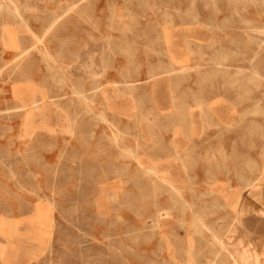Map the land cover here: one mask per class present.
Masks as SVG:
<instances>
[{
    "label": "rangeland",
    "instance_id": "374dc122",
    "mask_svg": "<svg viewBox=\"0 0 264 264\" xmlns=\"http://www.w3.org/2000/svg\"><path fill=\"white\" fill-rule=\"evenodd\" d=\"M8 1L0 264H230L209 231L193 228L196 213L240 249V264H258L231 226L238 197L264 176V55L253 75L264 0ZM160 80L194 86L221 117L168 118ZM31 92L42 98L44 127L39 116L27 127L18 108ZM153 162L180 191L145 172Z\"/></svg>",
    "mask_w": 264,
    "mask_h": 264
},
{
    "label": "crops",
    "instance_id": "0c3cea01",
    "mask_svg": "<svg viewBox=\"0 0 264 264\" xmlns=\"http://www.w3.org/2000/svg\"><path fill=\"white\" fill-rule=\"evenodd\" d=\"M259 44L256 52L258 56V61L256 62L253 75H259L257 70L262 64L261 56L264 55V38L262 34L259 35ZM262 37V38H261ZM254 39V38H253ZM261 40V41H260ZM262 43V46L260 44ZM184 67V66H183ZM185 70L186 68H183ZM195 83H197L195 81ZM237 80H230L231 86H237ZM158 86L167 85L170 89L162 91L159 96H167V107L166 116L168 118H201L205 119L207 117L216 118L221 117L217 115L216 111L213 109L217 104L214 101H209L203 106L200 104V94L199 92H194V86H190L182 82V84H177L175 80H167L166 82L160 80L157 84ZM217 86V85H216ZM104 99L108 101H113V96L107 94L104 89L101 90ZM165 93V95H163ZM167 93V94H166ZM194 99V100H193ZM195 102V103H194ZM197 103V104H196ZM203 103V102H202ZM214 103V104H213ZM218 103V102H217ZM212 108V109H211ZM165 109V108H162ZM210 109V110H209ZM203 110V112H202ZM208 110V111H206ZM225 111H231L228 106H226ZM213 112V113H212ZM209 113V114H207ZM129 150L135 151L133 148H128ZM126 151V148H125ZM135 158L137 157L136 152ZM146 167L151 166L157 171H160L156 166V162L150 165H145ZM163 172V171H162ZM166 174L165 172H163ZM170 180L174 183L175 180L170 175L166 174ZM264 176L262 177V185L252 187L250 189L244 190L240 197H238L237 207L234 211L235 223L232 224L234 230V239H241L240 245L246 247L250 252L252 251L256 254L258 259V264H264V256H260V253L264 248ZM242 233V234H241ZM248 242V243H247ZM247 244V245H246Z\"/></svg>",
    "mask_w": 264,
    "mask_h": 264
},
{
    "label": "bare ground",
    "instance_id": "6f19581e",
    "mask_svg": "<svg viewBox=\"0 0 264 264\" xmlns=\"http://www.w3.org/2000/svg\"><path fill=\"white\" fill-rule=\"evenodd\" d=\"M9 1H12V0H9ZM8 1V2H9ZM256 1V0H255ZM10 3V2H9ZM243 3V2H242ZM261 3V2H260ZM259 3V4H260ZM262 5H264L263 3H261ZM242 5V4H241ZM131 6V5H130ZM243 6V5H242ZM246 6V5H245ZM263 9V8H262ZM19 11L20 10H18V7L17 6H14L13 7V9H12V13L13 14H17V16L19 15ZM63 11V10H62ZM56 13V12H55ZM131 13V12H130ZM66 14V13H65ZM61 15V14H60ZM63 15V14H62ZM19 17V16H18ZM61 17V16H60ZM115 17V16H114ZM62 18V17H61ZM28 19V18H27ZM20 20V19H19ZM52 20V19H51ZM118 20V19H117ZM55 22V21H54ZM110 22V21H109ZM114 22H116V20L114 21ZM53 23V22H52ZM21 25H24V27L25 28H27L28 30H29V32H30V29H29V27L27 26L28 24H26V21H25V19H21ZM134 26H135V24H133ZM137 26V25H136ZM144 26V25H143ZM2 28V27H1ZM47 28V27H46ZM256 29H258V28H256ZM27 30V31H28ZM47 30V29H46ZM129 30V29H128ZM45 31V30H44ZM48 31V30H47ZM31 33H32V31H31ZM260 33L262 34V36H263V38H264V26L260 29ZM44 34V33H43ZM139 34H140V32H139ZM34 39H35V37H33ZM262 38V37H261ZM0 39H2L3 41H4V43L6 44V45H10V44H12V42H13V40H14V38H13V34H12V32H11V30H10V28L9 27H3L2 28V30H1V38ZM37 39H39V38H37ZM42 39V38H41ZM36 41H38V40H36ZM261 41V40H260ZM19 42V41H18ZM19 44V43H18ZM33 44V43H32ZM37 44V43H36ZM134 45V44H133ZM260 46H262V43L260 44ZM19 47V46H18ZM34 47V46H33ZM33 47H31V48H33ZM114 47V46H113ZM121 49V48H120ZM254 49V48H253ZM18 50H20V48L18 49ZM30 49L29 48H24L23 49V52H27V53H29L28 51H29ZM195 50V49H194ZM22 51V50H21ZM43 51H44V49H43ZM16 52V51H15ZM42 52V51H41ZM19 53V52H18ZM27 53H26V55H27ZM25 54V53H24ZM43 54H45V56H48V57H50L49 56V53L47 52V51H45V52H43ZM25 56V55H24ZM58 57V56H57ZM113 57V56H112ZM230 58V57H229ZM43 59V58H42ZM46 59V58H45ZM226 59H227V57H226ZM54 63H55V60L54 59H51ZM15 61H17V59L15 60ZM63 61H64V59H63ZM221 61V60H220ZM12 62V61H11ZM38 62V61H37ZM218 62V61H217ZM52 63V62H51ZM126 63V62H125ZM147 66V65H146ZM219 67H221V66H219ZM183 68H186L185 66L183 67ZM222 68V67H221ZM132 69V68H131ZM145 71V70H144ZM137 72V71H136ZM224 73H225V71H224ZM222 74V73H221ZM212 75V74H211ZM209 76V75H208ZM228 76V75H227ZM123 79V78H122ZM230 79V78H229ZM252 80V79H251ZM137 83V82H136ZM70 86H71V84H70ZM35 87V86H34ZM71 89V88H70ZM33 90H34V88H33ZM36 90V89H35ZM41 90V89H40ZM96 91V90H95ZM73 93V92H72ZM17 94H18V92L16 93V97H17ZM83 94V93H82ZM78 95V94H77ZM46 96V95H45ZM18 99V98H17ZM83 99V98H82ZM194 100V99H193ZM84 101V100H83ZM86 101V100H85ZM84 101V102H85ZM18 102H19V104H18V108L23 112V115L25 116V118H26V120H25V124H26V126L28 125V123H27V120L28 119H30V118H32V117H36V116H39V117H41V119L39 120V124H37L39 127H44L45 126V123H43L42 122V118L44 117V115L42 114L43 113V109H42V105H43V103H42V98L41 97H38L37 96V94H35L34 92H31V93H29L27 96H21L19 99H18ZM80 102V101H79ZM16 103V102H15ZM89 103V102H88ZM90 104V103H89ZM16 105V104H15ZM73 105V104H72ZM87 105V104H86ZM85 105V106H86ZM102 105V104H101ZM98 108V107H97ZM259 108V107H258ZM18 109V110H19ZM149 109V108H148ZM261 109V108H260ZM246 110V109H245ZM15 111V110H14ZM62 111V110H61ZM32 112H36V115H33L32 114ZM202 112H203V110H202ZM257 113V112H256ZM102 116V115H101ZM106 116V115H105ZM134 117V116H133ZM241 117V116H240ZM257 117V116H256ZM70 119V118H69ZM71 120H72V118H71ZM145 122V121H144ZM36 124V122L34 123V126H36L35 125ZM217 124V123H216ZM74 126V125H73ZM28 127V126H27ZM214 127V126H213ZM115 135V134H114ZM113 136V135H112ZM108 138V137H107ZM111 138V137H110ZM115 139V138H114ZM133 141V140H132ZM135 141V140H134ZM26 150H27V148H26ZM126 152L128 153V155H131L132 157H134L135 156V151H133V150H129V149H127L126 148ZM139 152V151H138ZM142 154V153H141ZM263 154V153H262ZM258 155V154H257ZM180 157V156H179ZM137 158V157H136ZM250 158V157H249ZM260 158V157H259ZM134 159H135V157H134ZM133 160V159H132ZM182 160V159H181ZM225 162V161H224ZM249 162V161H248ZM244 163V162H243ZM201 164V163H200ZM222 164V163H221ZM224 164V163H223ZM204 165V164H203ZM232 165V164H231ZM140 166V165H139ZM145 166V165H144ZM141 167V166H140ZM217 167V166H216ZM224 167V166H223ZM145 172L146 173H152V174H154V175H156L157 176V179L158 180H160L161 181V183H164L165 185H167V187H168V189H170L173 193L174 192H178V188H177V185L176 184H174V182L172 181V180H170L169 179V177L166 175V174H164L162 171L160 172V171H157L156 169H154L153 167H151V166H148V167H146L145 166ZM214 169V168H213ZM196 170V169H195ZM224 170V169H223ZM225 170H226V168H225ZM144 172V171H143ZM226 173V172H225ZM235 173V172H234ZM264 173V172H263ZM258 174V173H257ZM145 175V174H144ZM226 175V174H225ZM123 177V176H122ZM212 178H213V176H212ZM243 179V178H242ZM207 181V180H206ZM226 181V180H225ZM213 183V182H212ZM132 184V183H131ZM197 184V183H196ZM157 185V184H156ZM189 185V184H188ZM198 185V184H197ZM246 186V185H245ZM248 186V185H247ZM156 187V186H155ZM202 187H203V185H202ZM223 187V186H222ZM126 188V187H125ZM147 188V187H146ZM127 189V188H126ZM134 189V188H133ZM155 189V188H154ZM180 191V190H179ZM192 191V190H191ZM206 191V190H205ZM244 191V190H243ZM194 192V191H193ZM217 192V191H216ZM222 192H224V191H222ZM180 195V194H179ZM176 196H178V195H176ZM181 196V195H180ZM192 196V195H191ZM232 196H234V194L232 195ZM155 197V196H154ZM179 197V196H178ZM228 198V197H227ZM179 199V198H178ZM183 198L181 197V200H182ZM220 199V198H219ZM224 199V198H223ZM180 200V201H181ZM238 201V200H237ZM227 202V201H226ZM185 203V202H184ZM215 203V202H214ZM201 204V203H200ZM183 205V204H182ZM186 205V204H185ZM227 205V204H226ZM229 205V204H228ZM186 207V206H185ZM189 207V206H188ZM191 207V206H190ZM230 208H232V206L230 207ZM191 209V208H190ZM192 215H193V213H191ZM191 215V216H192ZM41 218V217H40ZM193 222H192V224H193V228H195V230L197 229L198 230V228H204L205 230H207V231H209L210 232V234L209 235H211L212 236V240H213V242H214V244H218V246L221 248V252L222 253H219L220 255H222L223 257H226L227 259V261H229V263L230 264H240V262H239V258L241 257V255L239 254V252L238 251H240V249L239 248H237L236 249V247L235 246H233V244L232 245H230V243H228V242H224L219 236H218V234L217 233H215V232H213L214 230H211L207 225H205L204 223H203V220H202V217H200L199 216V214L197 215V213L193 216ZM37 220H39V218L37 219ZM191 220V219H190ZM190 222V223H191ZM234 222V221H233ZM232 223V222H231ZM2 225V224H1ZM4 225V224H3ZM11 225V224H10ZM229 226V225H228ZM5 227V226H4ZM190 227V226H189ZM6 228V227H5ZM0 229H2V228H0ZM204 229H203V231H204ZM196 232V231H195ZM199 232V231H198ZM227 232H229V229H228V231ZM233 232V231H232ZM230 233V232H229ZM242 234V233H241ZM199 235V234H198ZM228 235V233L226 234V236ZM230 235V234H229ZM169 236V235H168ZM197 236V235H196ZM210 236V237H211ZM224 237V236H223ZM222 237V238H223ZM230 238V237H229ZM232 239V238H231ZM224 240H225V238H224ZM233 240V239H232ZM241 241V240H240ZM216 242V243H215ZM239 242V241H238ZM248 243V242H247ZM210 244V243H209ZM247 245V244H246ZM215 246V245H214ZM241 248V247H240ZM194 249V248H193ZM220 250V249H219ZM218 250V251H219ZM1 251V250H0ZM243 251V250H242ZM216 252V251H215ZM3 253V252H2ZM244 253L246 254V256H248V257H252L253 255H254V253L251 251H249L247 248H244ZM1 254V253H0ZM218 253H216L215 254V256H218L219 255ZM214 256V257H215ZM216 260V259H215ZM215 260H213L212 259V262H210L211 264H215V263H217ZM243 260V259H242ZM250 260V259H249ZM252 260V259H251ZM222 261H225V259H222ZM253 261H254V259H253ZM252 262V261H251ZM255 262H257L256 260H255ZM254 262V263H255ZM227 264H228V262H227Z\"/></svg>",
    "mask_w": 264,
    "mask_h": 264
}]
</instances>
